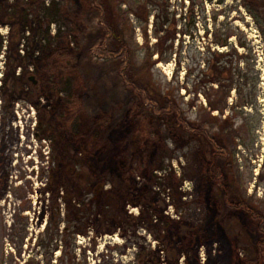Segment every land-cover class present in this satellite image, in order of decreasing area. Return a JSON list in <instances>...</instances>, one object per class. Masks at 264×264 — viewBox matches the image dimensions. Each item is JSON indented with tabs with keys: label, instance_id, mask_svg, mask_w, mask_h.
<instances>
[{
	"label": "rangeland",
	"instance_id": "obj_1",
	"mask_svg": "<svg viewBox=\"0 0 264 264\" xmlns=\"http://www.w3.org/2000/svg\"><path fill=\"white\" fill-rule=\"evenodd\" d=\"M36 1L20 10L0 0V38L10 40L18 21L26 40L37 34L60 48L62 102L34 109L30 126L21 105L22 122L0 116V254L13 247L27 264H264V0H168L167 25L177 32L168 62L146 54L157 40L154 13L145 35L125 0ZM110 5L118 39L136 52L134 77L89 46L107 35ZM223 61L234 73L225 99L202 81ZM91 175L103 200L82 197L89 214L73 235L60 186H84ZM111 187L141 202L110 215Z\"/></svg>",
	"mask_w": 264,
	"mask_h": 264
},
{
	"label": "flooded vegetation",
	"instance_id": "obj_2",
	"mask_svg": "<svg viewBox=\"0 0 264 264\" xmlns=\"http://www.w3.org/2000/svg\"><path fill=\"white\" fill-rule=\"evenodd\" d=\"M15 1V6L20 8V10L32 8L35 3L34 0ZM41 2V0H37L36 5H39ZM48 4L49 3H47V5ZM16 20V17L10 16V22L14 23ZM24 27L25 25H22L17 21L10 28L11 39L4 40L3 38H0L1 47L5 45V42H9L10 44V47L6 46V52L7 54H9V62L7 63V66H5L6 70H4L3 74L0 72V78L3 77V79L0 80V116L3 114L6 121L9 119L15 120L18 118V122H22V115H20V111L17 109V107L21 105L22 109L24 110L23 112H27L26 115L24 114V117L27 118L26 123L28 126H30V124L33 122L32 119L36 118V112L34 109L39 111L43 108L47 109L49 103H52L54 105L56 102H62L59 85L62 81V78L64 77V68L62 66L64 55L62 54L60 48H50L47 40L39 39L37 37V34L32 41L26 40V38L22 36V29H24ZM0 33L4 34L1 28ZM57 49L59 51L58 55H56ZM1 51L3 50L0 48V52ZM56 56L58 61L57 64ZM2 57L3 56L0 54V58ZM3 67L4 65L0 63V68ZM4 102L6 103V105L8 104L6 107L4 105ZM42 102H44L45 105H43ZM23 104H28V108ZM46 115L50 117L52 116L49 111H46ZM43 123V120H41L39 122V125L42 126ZM27 131H29L28 128ZM36 136L41 137V133H37ZM80 174L81 173H78L79 176ZM92 178L94 177L91 175L89 181H87L84 186L80 181H74L72 183L64 182L62 183L63 185L60 186L62 188L63 194L61 200L65 201V210H67L68 212L66 215V219L67 221H70L72 218L75 220V230L72 232L73 235H75L77 231H80L78 230L77 221L79 222L82 219V214H84V217L89 214V210L86 207H81L84 205L86 206L85 198H87L86 200H89L90 204L102 203L103 198L101 196L104 193V185H98L97 183L95 184V182L92 181ZM71 185H73V188L70 187ZM64 186L67 187V189L69 190L68 192L64 191ZM111 188V192H105L104 198V202L106 203L105 211L110 215H112L116 211L123 214L126 209V204L129 201V203L133 205H138L141 202L140 199L139 203L135 199L130 198L121 200L120 197L112 194V192L114 191L113 187ZM67 194L69 196H67ZM83 196L85 197V203L81 202ZM77 201H79V203H77ZM61 209L62 208L58 207L59 211H61ZM10 230L13 233L16 232L14 229ZM61 233L62 234L60 236L65 239L67 236H71V230L67 226L64 227V230H62ZM64 240L62 239L60 241L63 243ZM10 249L15 254H9V251L6 247L5 251L7 252V254H0V264H27L26 262L28 260L26 258L22 260V256H24V254L22 256H18L16 255V250L13 247H10ZM75 249L77 248L75 247L74 250ZM52 250H54V248H52ZM19 253L20 255L22 253L21 247ZM63 263L67 264V262ZM75 263L78 264V262ZM75 263H71V260L69 259L68 264ZM28 264L30 263L28 262Z\"/></svg>",
	"mask_w": 264,
	"mask_h": 264
},
{
	"label": "trees",
	"instance_id": "obj_3",
	"mask_svg": "<svg viewBox=\"0 0 264 264\" xmlns=\"http://www.w3.org/2000/svg\"><path fill=\"white\" fill-rule=\"evenodd\" d=\"M124 3L128 4L127 9L124 10V12L129 15H134L137 19L144 22L145 25L142 27L145 35H147V25L149 23V19L151 14L154 13V20H153V26L155 27V36H156V42L152 44V47H148V50L146 52L147 57L151 58L153 55H157V61H165L168 62L171 59L170 52L172 51L174 47V42L177 36L176 31H171L169 29L168 21H169V4L168 0H125ZM100 8L104 7L103 4L99 3ZM117 7H121V2L116 5ZM106 7V6H105ZM107 12H103L104 23L107 22V35L98 36L95 38L93 42L90 43V47L95 46L99 47L98 49L101 51V53L108 57V60L105 63L106 65H110L112 63H117V61L121 60V63H125L126 66L122 67L121 69L125 71L126 76H133L132 70H133V64L135 60V50L132 49L130 46L128 47L125 43V41H120V37L117 35V30L113 28L112 23L114 24L113 15L114 14V8L112 5L110 7H107ZM170 41V43H169ZM227 42L222 43V46L226 45ZM215 54H224V52H219L214 50ZM119 63V64H121ZM112 67V66H111ZM118 67H112V70L108 69V71L113 72ZM222 72L223 75H225L223 78H220L217 75V73ZM132 77H130L129 81L134 80ZM206 81L202 80L206 85L208 83L211 84H217L216 92L221 93L224 99L226 96L230 93V91L233 88V82H234V73H233V65H228L226 62H221L220 67L218 65H214L212 69L206 73ZM229 81V82H228ZM204 84V85H205ZM147 91L148 93L153 91V85L147 84ZM205 87V86H204ZM210 88V86H209ZM213 88V87H212ZM150 94V93H149ZM220 94V95H221ZM164 102H168V99L163 97ZM218 103H211V107L214 110L220 109V105ZM156 109H159L161 111L166 110V106L162 105L161 107H158ZM175 118H178V115H175ZM214 147V145H213ZM215 148V147H214ZM224 171L227 170L228 167L225 165Z\"/></svg>",
	"mask_w": 264,
	"mask_h": 264
}]
</instances>
